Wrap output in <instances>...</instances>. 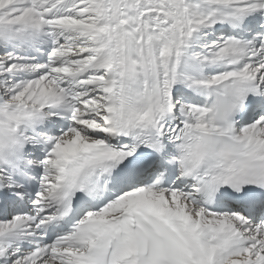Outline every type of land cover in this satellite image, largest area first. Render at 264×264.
<instances>
[{
    "label": "snow or ice",
    "instance_id": "6c2138e0",
    "mask_svg": "<svg viewBox=\"0 0 264 264\" xmlns=\"http://www.w3.org/2000/svg\"><path fill=\"white\" fill-rule=\"evenodd\" d=\"M0 264H264V0H0Z\"/></svg>",
    "mask_w": 264,
    "mask_h": 264
}]
</instances>
